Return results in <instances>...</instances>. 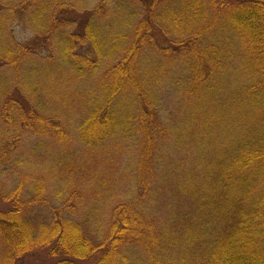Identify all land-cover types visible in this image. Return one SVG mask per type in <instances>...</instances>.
<instances>
[{
    "label": "trees",
    "instance_id": "trees-1",
    "mask_svg": "<svg viewBox=\"0 0 264 264\" xmlns=\"http://www.w3.org/2000/svg\"><path fill=\"white\" fill-rule=\"evenodd\" d=\"M165 1L0 0V132L11 127L7 119L19 128L12 147L3 136L0 142V264H264V0H173L186 23L211 12L226 31L216 44L169 39ZM111 6L128 11L132 23L114 53L93 25ZM17 24L33 37L16 41ZM43 50L45 61L57 55L67 65L58 72L63 84L91 83L95 97L83 99L76 125L37 98L43 72L31 63ZM154 51L170 62L176 97L167 115L162 91L170 86L148 79L146 55ZM177 62L182 68L173 70ZM131 132L132 190L112 204L102 229L81 210L86 187H56L44 167L17 169L11 160L27 143L34 151L38 141L54 139L67 148L57 153L65 170L66 158ZM189 152L191 179L165 171ZM13 167L20 178L9 182L3 176ZM32 171L37 178L26 180ZM161 193L173 198L171 218L156 215L165 205Z\"/></svg>",
    "mask_w": 264,
    "mask_h": 264
},
{
    "label": "rangeland",
    "instance_id": "rangeland-1",
    "mask_svg": "<svg viewBox=\"0 0 264 264\" xmlns=\"http://www.w3.org/2000/svg\"><path fill=\"white\" fill-rule=\"evenodd\" d=\"M79 3H83V0H79ZM164 4V13L166 14L163 15L162 28L164 31H167V37L169 39L175 41L181 36H193L192 38L203 37L208 43L216 44L217 41H220L219 37L226 34V31H220L222 28L218 27V25L211 20L213 19L211 12L207 14L201 23L198 22L199 20L186 23L185 21L187 19L181 18V16L178 15L179 8L176 2L173 0H166L163 5ZM95 18L94 19L97 21H94L95 23H93V25L98 27L96 30L97 35L101 41L107 43V46H105V44L102 45L107 47V51L112 49V53L118 52L120 47L125 45L128 41L132 27L131 18H128V11L125 10L119 14L117 12V7L115 6V8H113L111 6L109 13L106 12V14L103 15L99 13L95 15ZM13 35L16 41L24 43L32 38L34 34L31 32L30 28L26 27L24 24H17L13 26ZM155 53L156 51L152 53L149 52L146 55L147 66H151V69L148 72V79L150 83L155 81L158 82L155 84H162L164 81V85L166 84L170 86V88L166 87L162 91L164 97L162 110L164 115H167L168 106H171L169 102L170 95L176 97V92L173 91L174 88L171 86V84H174L169 83L167 80L169 76V71L167 70L171 69V67L167 68L170 63L169 60L162 59V55H156L155 57ZM41 55L43 56L42 60L31 63L33 68L37 66L36 69H40L42 70L41 72H43V76L38 74L35 78V80L39 79L40 82V88L37 91V98L42 100L45 104V109H59L61 115L64 114V116H69L68 122L70 125H76L80 122L83 116L82 112L85 111L83 99H92L95 97V93L92 89L88 92L91 83L89 85H83L81 81L77 80L72 86L63 84V81L59 80L58 72H65L64 66L67 67V65H63L57 55H54L52 60L45 61L44 56L47 55V51H41ZM157 68L164 70L166 76H161ZM174 68L175 69L173 70H180L182 68L181 63L177 62ZM67 71H69V69ZM172 73H174V71H172ZM242 80L243 83H245L244 79ZM172 113L174 116V112ZM8 125L11 126L9 129L7 128L8 131L3 129L0 132V142L3 136L7 140V146L12 147L13 139L10 137L13 133L17 135L19 128L14 126L9 119L6 120L4 126L7 127ZM131 135L132 132L130 134L127 133L124 137L117 136L114 139L106 141L103 146L99 148L84 149L82 151H86L85 154L75 156V161L69 159L70 157L66 158V163L61 162L63 165H66L65 170L63 169L64 166L61 167L59 164L60 159L58 158L57 153H60L67 148L64 145H60L54 139H46V142L38 141L35 143L34 147H37V149L34 151L28 150L30 143H27L22 146L21 150H16V152H14L18 157L11 155V160L15 162L17 169H22L26 167L27 164H31L32 167H34L33 170H38L44 167L43 170L47 171L44 176H46V178H52V180L55 181L54 184L56 187L58 181L63 185L71 183L70 185L72 186L81 185L86 187L82 189L83 192L87 193V197L83 199L81 210L82 212L91 211L93 216L89 221V224L95 227H101L102 229L108 223L109 210L111 209L112 204L120 199H124L123 197L125 195H127L128 198L130 196V191L132 190V185H129V183L131 180L130 173L133 174L134 170L133 161H135L136 148L134 142L135 138H132ZM73 162H75V165H72ZM194 163L195 159L193 158L192 153L189 152L183 165L179 163L175 165L176 169L167 167L165 171L173 169V174H175L176 178L180 174L186 175V173H188L189 178L191 179L192 172H190L189 169L192 168ZM179 168L181 170H179ZM200 169H202V171L198 172V174L203 175L206 168L201 166ZM14 170V167L12 170L8 169L3 177L10 176L11 179L9 182L19 179L20 176H15ZM90 173L91 176L89 178L88 175ZM173 174L171 175L173 176ZM30 176L31 177H27L26 180H29V178L35 180L37 178V173L32 171ZM82 180L85 182H82ZM159 191L166 192L162 188H159ZM160 196L161 203L163 202L165 205L162 206V209H160L156 215L166 219L171 218L175 213V209L172 206V203H174L172 200L173 198L167 193H161ZM57 199L58 198H54L53 200ZM52 202L55 203V201Z\"/></svg>",
    "mask_w": 264,
    "mask_h": 264
}]
</instances>
